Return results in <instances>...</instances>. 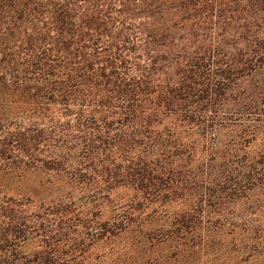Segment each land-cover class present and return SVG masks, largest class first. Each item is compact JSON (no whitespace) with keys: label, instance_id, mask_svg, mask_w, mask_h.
I'll use <instances>...</instances> for the list:
<instances>
[{"label":"trees","instance_id":"1","mask_svg":"<svg viewBox=\"0 0 264 264\" xmlns=\"http://www.w3.org/2000/svg\"><path fill=\"white\" fill-rule=\"evenodd\" d=\"M203 248L264 264V0H0V264Z\"/></svg>","mask_w":264,"mask_h":264},{"label":"rangeland","instance_id":"2","mask_svg":"<svg viewBox=\"0 0 264 264\" xmlns=\"http://www.w3.org/2000/svg\"><path fill=\"white\" fill-rule=\"evenodd\" d=\"M163 248L161 251H163V255H166L169 249L167 246H163ZM240 258V254H227L223 250L216 253L212 249L203 248L196 258L187 260L179 258L164 264H240Z\"/></svg>","mask_w":264,"mask_h":264}]
</instances>
